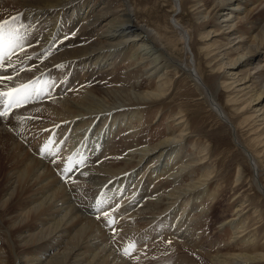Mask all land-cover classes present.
Returning a JSON list of instances; mask_svg holds the SVG:
<instances>
[{
    "label": "bare ground",
    "instance_id": "obj_1",
    "mask_svg": "<svg viewBox=\"0 0 264 264\" xmlns=\"http://www.w3.org/2000/svg\"><path fill=\"white\" fill-rule=\"evenodd\" d=\"M174 1L175 8L181 9L182 0ZM119 2L123 7L115 10L117 1L110 0H0V18L19 17L5 21L15 26L21 19L31 30L16 27L15 34H7L10 30L0 36V92L11 93L0 104V111L8 112L0 117V230L7 234L6 240L0 241V264H147L144 249L149 253L148 247L162 241L161 234L171 240L170 252L167 249L164 255L163 251V257L154 252V264H204L205 259L214 264L264 261V251L254 245L260 242L257 230H249L246 224L244 200L234 210V218L222 222L218 231L230 227V242L256 250L220 253V247L227 243L219 240L216 254L204 251L200 254L206 258H196L199 252L192 253L191 249L202 251L204 247L193 237L209 238L211 228L207 226L211 209L205 203L209 198L218 199V192L209 184L213 166L204 165L207 149L186 152L188 127L182 116H177L179 136L171 132L155 147L143 140L151 105L171 95L172 85L165 86L166 73L184 75L233 132L235 144L254 169L252 183L264 196L260 180L264 170L240 138L236 123L217 94L218 89L232 86L227 87L229 74L225 73L231 72L235 82L249 81L237 88L231 101L249 96V104L256 103L253 121L260 123L257 129L264 128V0H185L195 11L197 37L201 41L216 37L213 49L203 43L199 46L212 70L223 74L216 89L202 78L191 33L176 13L174 29L183 40L186 60L168 49L177 43L165 42L154 29L137 21L129 0ZM68 30L72 41L69 36L66 40ZM62 39L66 43L50 54L54 43ZM123 62H129L132 69L122 67ZM227 65L229 71L225 70ZM80 71L84 75L73 79ZM238 73L242 76H236ZM154 79L159 83L154 84ZM25 118L31 127L18 130ZM119 135L121 142L116 143ZM263 135L264 130L257 135L259 144L264 142ZM120 148L127 154L106 167L115 168L120 176H113L107 187L99 188L102 193L96 206L84 204L70 183L73 178L68 177L76 159L84 154L87 161H101L99 155L107 151L115 156ZM40 150L55 158L46 162L45 155L46 160H41ZM237 166L236 182L244 177L243 167ZM198 169L201 174L196 177ZM94 170L97 174L98 169ZM108 170H103L107 176ZM86 177L78 175L74 183ZM100 180L95 183L103 185ZM163 189H170L165 194L171 200L170 210L158 218L155 214L159 208L152 209L153 221L149 227L141 226L140 222L150 217L146 203L151 198L158 206ZM142 198L148 200L142 202ZM151 226L161 229L160 233L153 230L152 234L158 233L153 241L148 232ZM178 241H183L190 253L172 261V253L178 254Z\"/></svg>",
    "mask_w": 264,
    "mask_h": 264
},
{
    "label": "rangeland",
    "instance_id": "obj_2",
    "mask_svg": "<svg viewBox=\"0 0 264 264\" xmlns=\"http://www.w3.org/2000/svg\"><path fill=\"white\" fill-rule=\"evenodd\" d=\"M1 1L8 2L9 0H1ZM110 1H112V2L117 1V3H114V6H115L114 9L115 10L121 9L123 7V6H121V3L119 2V0H110ZM98 2H99V0H97V3ZM129 2L132 4V8L135 12L137 21L140 24H144V25L147 24L150 28L154 29L157 32V36L161 35V38H163L165 42L170 40V41H173L174 44L177 43L174 47L169 45L168 49L171 52H173V54L175 56H178V58L186 60L188 55L186 54V52H184V48L182 45L183 40L180 37H178V32H176V30L174 29L176 23L173 20L174 19L173 16L176 13L179 22L184 24V26L191 33L192 47H193V51L196 54L197 66L200 70V74L202 75V78L204 79V81L206 80L207 83H209L213 87V89H216V86H218V83L221 82L220 79L223 77L222 76L223 74L220 72H217L215 70H212V67L207 62V57L203 54L202 51H200V47H199V46L202 47V43H203V44L209 45L213 49L214 45H212V44H213L216 37H213V35H212L211 38H206V39L202 40L203 42L201 41L200 37H197L196 32H195V27H196L195 14H194L195 11H194V8H192L191 4L186 3L185 0H182L181 9H176L175 5H174V3H175L174 0H129ZM15 15H18V14H15ZM13 18L14 17H12L11 15L10 16L5 15V17L3 16L2 18H0V19H2V21H0V22H3L5 20H11ZM10 26H11V29H13L12 27H14V29L16 27H19L23 30L24 29L30 30L29 27L28 28L26 27V26H28L26 23L24 26L23 22H21V19L19 20L18 24H15V26L9 25L5 31H10L11 30ZM66 32H67L66 40L68 41L67 37L69 36V38H71L70 40L72 41V37H71L72 34L71 33L68 34V32H70V30H68ZM4 34L5 33H2V34L0 33V36L4 35ZM7 34L13 35L15 33L10 31ZM66 40L62 39V40L57 41V43H54L55 45L52 47L50 54L52 52H55L56 50H59V48H61L60 46H62L66 43L65 42ZM82 47H84V46H82ZM39 62L40 61L38 60L35 63L38 64ZM121 65L125 69L128 68L127 70L132 69V67L131 68L128 67L129 62H123ZM225 70L226 71L230 70L229 65H227V68L225 67ZM251 72L253 73L254 70H252ZM65 73H66V71L64 69L63 74H65ZM78 73L76 72L74 74L73 79H76V77L78 79L79 76L84 75L83 72H81V71ZM166 74H168L169 77L165 78L166 79V85L165 86L168 87V86L172 85V89H171L172 92L171 91L169 92V93H171V95L168 98L166 97L162 102H160V103L156 102L155 104L151 105L150 109L148 110V114L145 118V123L147 125V129L145 131V135H144L143 140L145 142H147V140H148L147 143L150 144L152 147H155L158 144V142L161 143L163 141V139L168 138L171 132H174L173 134L175 136H179L181 131H180V125L177 124L178 123L177 121L179 120L178 119L179 117H177V116H182L183 120L185 122V126L188 127V130L186 131V133L188 135L187 140H188L189 146L187 147L186 152L187 153H190V151H193V152L196 151L197 152L198 151L197 149L199 147L207 149L208 154H207V158L205 159L204 165L208 166V164H210L211 166H213L211 174L209 175V178L211 180V182H209L210 189L217 191L219 194V195L217 194L218 199L215 201H213L212 198H209V200H207L205 203V201H203V199H202V201L205 203V205H208L207 207H209L211 209L209 211V212H211V215L209 216V222H208L209 224L207 226L211 227V228L209 227L210 228L209 238L211 236L212 237L210 238V240L208 237L204 238L203 236L193 237L194 240L198 239L201 242V243L199 242L200 246L202 245L204 247V249L202 251H199L197 249L194 251L191 249V252L192 253L199 252V254H196L197 255L196 258L197 257L201 258V256H203V255H201L200 253H202L204 251H205V253H208V251H209L210 254H216V251L219 249V247L217 246V243L219 242V240L221 242L227 243L226 245L224 244L225 246L223 245V247L222 246L220 247L221 248L220 253H225V252L239 253L240 251H244V250L251 253V250H252L251 248H253V250L255 248L256 249L258 248L260 251H264V196L259 192L258 188L255 185H253V183H252L253 182L252 179H253V175H254V169L252 167H250L249 161L244 156L243 152H241V150H239V148L235 144L234 138L232 137L233 132L231 131V129L228 128L226 126V124L219 119L217 114L214 111H212V109L210 110L208 104L205 103L204 100L201 98L202 95H200L199 90L194 86L193 82L190 81L184 75L183 76L175 75V73L172 71H170V73L167 72ZM225 74H229L228 75L229 76V79H228L229 84L227 85V87L230 85H232V86H230L229 88L218 89L217 94L219 95L220 102L222 103L224 108L229 112L234 123H236V125L238 127V134H239L240 138L246 144L248 149L250 151L254 152L261 168L264 170V142L262 144H259L257 141V138H258L257 135L260 134L261 131L264 130V128L261 127L260 129H257V127L259 126L260 123H255L253 121L254 117L252 116V114L255 113V111H256L255 110L256 109L255 108L256 103L253 101L249 104V102H250V101H248L249 96H247L245 98L241 96V97H239L237 102L231 101V99L235 98L236 93L238 92L237 88H239L242 85L249 84V83H247L249 81L242 80L240 82H235L233 76L231 75V72L225 73ZM238 75H239V77L242 76L241 73H238L236 76H238ZM252 75H255V73ZM168 81H170V82H168ZM153 82H154V84H155V82L159 83V82H157V79H154ZM244 92H241V93L243 94ZM42 94H43V91H42ZM40 95L41 94H39V96ZM31 96L33 97V95H31ZM25 120H26V118L24 119V121H22V124L19 127H17L18 130H23V128L25 130L26 128L31 127V123L28 122L27 120L26 121ZM26 123H27V125H26ZM120 137L121 136L119 135V137L117 136L115 138V140L117 142L114 139H113V141H115L116 143H120L121 142V141H119ZM171 137H173V136L171 135ZM262 137H263L262 139L264 140V135ZM120 140H121V138H120ZM129 142L134 143L131 141H129ZM65 145L63 148L66 149L67 146L65 147ZM67 145H69V144H67ZM37 151H38V149H37ZM40 152L42 155H39L38 158H40V159L42 158L41 160H43V161H45L47 159L46 160V162H47V161H51L55 158L52 154L48 155V154H46V152L44 153L41 150H40ZM105 152L108 153V154L105 153L107 156L103 153L102 157H101V155H99L100 157H97L101 161H99V160L98 161H93V160L87 161L84 159V157L86 155L80 154L79 158L76 159L77 160L76 164H74V166L71 168L72 173L70 172L69 173L70 175L68 174L69 178H73V180H71L70 183H72L73 187H75V186L77 187V188L75 187V189L79 192L78 198L80 200H82L84 204L90 205V207L94 206V204L96 206V204L98 202V198L102 193L101 189H99V188L101 186H104V188L107 187L108 182H110V180H111V178H113V176H116V177L120 176V173L116 174L114 167H113L114 169L108 170L109 168L108 169L106 168L107 165H113L114 163H112V162H115L117 157L120 158L123 154H127L126 151L121 153L122 148H120V150H119L120 154H119V152L116 153L115 156H113L111 154L113 157L111 155H109L110 154L109 152H107V151H105ZM193 152H191V153L193 154ZM99 153L100 152L96 153L95 155H98ZM117 154H119V155L116 156ZM202 154L206 156V153L204 150H203ZM45 155H47L46 159L44 157ZM52 157H53V159H52ZM89 157H91V156H89ZM103 157H105V158H103ZM107 157H108V159H106ZM104 159H106V161ZM109 160H111V162ZM72 164H73L72 162L69 163L68 167H71ZM238 164H241V166L243 167V176L244 177L240 181L236 182L235 178L237 176L238 169H239V167L237 166ZM85 165L88 166L89 168L88 169L85 168L86 167ZM80 166H81V168H79ZM92 166H94V167H92ZM82 167H84V168L82 169ZM104 167H105V169H103ZM55 168H56V170L59 171L58 167H55ZM91 168L93 170H91ZM94 168L98 169L97 174H96V172L94 173V171H95ZM102 169L108 170L107 172H108L109 176H107L106 171H103ZM91 171H93V172H91ZM104 173H106V174H104ZM200 174H201V170L198 169L196 177H199ZM78 175H80V177H85L87 175V177L85 179L80 178L81 180L78 182H77V180H78L77 179L76 180V182L78 183V185H77V183H74V178H77ZM99 178L101 179L99 182L104 183L103 185L95 183L96 179L98 180ZM108 179H109V181H108ZM260 180L264 184V172L261 174ZM114 181H116V179ZM80 182H82L83 184ZM87 182H90V183L93 182L96 186H91L94 184L93 183L87 184ZM84 184H85V186H84ZM82 185L85 188H82L83 187ZM88 185H89L91 191H89ZM93 189L96 193L95 195L92 194V193H94ZM86 191H87V194L85 196L84 192L86 193ZM169 191H170V189H165V190L163 189L160 192L161 197L159 196L160 199H159L158 206L153 205V202H151L152 201L151 198L149 200L142 198L143 199L142 202H144V200H148V203H146V210L150 214L146 212L145 215L149 214L147 216L148 217L150 216V217L147 220L148 223H147V221L142 222L143 224L144 223H147V224L142 225V223L140 222L141 226L149 227V225L151 224V223L149 224V222L153 221V219L151 217V215H153V214L150 212V211H152V209L156 210L159 208V211L157 212V214H155V216L158 218L159 217L162 218L166 215V213L171 208V206L169 205L171 203L170 202L171 200L169 198H166V196H165V194L168 193ZM91 198L95 199L94 203H89V201L92 200ZM242 200H244L243 206H244V208H246L245 211H247L246 218L248 219V221H247L248 223L246 222V224L249 225V227H250L249 230L252 229L251 227H253V229L256 228L257 238L260 241V242H257V244H254L255 248H254V246L248 247V248H245V246H244V247H242L244 250L241 248V246H237V245L233 244V242H230L231 241L230 237H232V234H233V231L230 229V227L225 229L223 232L218 231L219 225L222 222H224L225 220H230V219L234 218L235 212H236L234 210L237 208L238 205H240L242 203L241 202ZM209 201H210V204H209ZM254 209L258 210L257 213H254ZM140 216H142V215H140ZM149 219L151 221H149ZM156 219L157 218H154L155 222H156ZM107 227L110 228V225H108ZM155 227L156 226H151L149 228L150 230L148 231L149 235L152 237L151 241H153L156 238L155 234H158V233H160L159 231H161V229H157ZM153 230L158 231V233L157 232L155 233V231H154V234H152ZM0 231H1L0 232V241H5L7 238V234H4L5 232H3V230H0ZM148 232H147V234H148ZM161 235H162V237H161L162 241L159 242L160 244L158 243V245H152L151 247L147 248L148 250H150L149 251V253L151 252L150 254L148 252L146 253L147 250L144 249V252H145V254L143 252L144 256L145 257L148 256L146 258V260L148 261L147 264L148 263L154 264L156 262L155 261L156 259L153 256L154 252L157 254L160 253L159 255H161L163 257L162 252L165 250L167 251V249L169 247H171V243H172L171 240L168 238L165 240L164 239L165 234H161ZM201 237H203V239ZM178 238H180V237H178ZM178 242H181V243H178V247L180 248V249L178 248L179 250L177 249L178 252L176 251L178 254H175V252L172 253L174 255H177L178 257L171 255L173 257L172 261L175 259H179V256L181 257L182 254L185 255L186 253L189 252V251H187L188 249L185 250V248H188V247L185 246V244H183L184 243L183 241H178ZM234 245H235V247H234ZM181 248H183V249H181ZM166 251L163 252L164 255H166L165 254ZM168 252H170V250ZM204 257L205 256H203V258ZM205 260L206 261L204 262V264L205 263L206 264H214V262L213 261L211 262V260H208V259H205ZM208 261H210L211 263ZM168 262L166 264H168ZM200 264H203V262L201 263V261H200ZM258 264H264V261L259 262Z\"/></svg>",
    "mask_w": 264,
    "mask_h": 264
},
{
    "label": "snow or ice",
    "instance_id": "obj_3",
    "mask_svg": "<svg viewBox=\"0 0 264 264\" xmlns=\"http://www.w3.org/2000/svg\"><path fill=\"white\" fill-rule=\"evenodd\" d=\"M19 17H15L13 18V21L18 20ZM12 22L9 21H5L4 23H0V33L4 32L8 26L11 24ZM12 32H15L16 30L13 28L11 29ZM3 58V54H0V59ZM11 96L10 92H0V104H4L6 102V99ZM13 103H19L18 100H14ZM8 112L7 111H0V117L7 115Z\"/></svg>",
    "mask_w": 264,
    "mask_h": 264
}]
</instances>
